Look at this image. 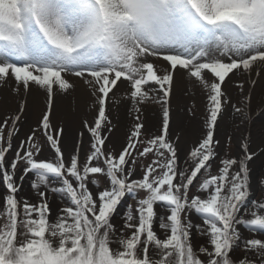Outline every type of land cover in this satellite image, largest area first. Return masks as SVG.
<instances>
[{
    "label": "snow or ice",
    "instance_id": "6c2138e0",
    "mask_svg": "<svg viewBox=\"0 0 264 264\" xmlns=\"http://www.w3.org/2000/svg\"><path fill=\"white\" fill-rule=\"evenodd\" d=\"M177 73L206 98L187 151L171 131ZM261 77L264 0H0V87L18 100L0 120V264H264L251 167L264 155L252 134ZM77 81L93 114L69 143L57 98ZM33 90L44 105L21 138ZM122 102L132 122L117 146L110 105ZM149 103L155 131L142 116ZM229 107L245 128L235 155L231 135L217 138ZM26 179L38 201L21 196ZM128 196L135 206L117 221Z\"/></svg>",
    "mask_w": 264,
    "mask_h": 264
},
{
    "label": "rangeland",
    "instance_id": "374dc122",
    "mask_svg": "<svg viewBox=\"0 0 264 264\" xmlns=\"http://www.w3.org/2000/svg\"><path fill=\"white\" fill-rule=\"evenodd\" d=\"M174 88H177V87H174ZM178 90L181 92L182 97H184V101L182 102V106H181V108H179L180 114L182 113L183 116L179 115L178 110L175 111L176 117H174V119L172 121L171 131L174 134L180 133L182 135V141H183L182 148L184 149V151H187L188 149H190L193 146V143L198 140V138L200 137V135L203 131V128H202V131L200 132L198 137L197 136L192 137L191 135L189 136L187 134V132L183 133L182 124H183V126L187 125L189 120H193L197 124H200V123H202V125L204 124V117L206 115V108H205V105H204V107H202V106L199 107L196 105L197 103L195 100V96L199 93L200 96L204 98L205 94L203 92H201L200 89L195 87L193 83H188L186 88H184V89L179 88ZM236 94H238V93H236ZM120 96H122L121 93H119V95H117V99H119ZM194 104H195V108H193ZM256 106H257V104H256L255 97H254V101H253L254 109L256 108ZM42 107L43 106L39 107L38 109H33L32 106H29V110L25 115L24 123L21 127V131H20L21 138H23L25 133H27L28 128L35 124V122L39 116V113L42 110ZM130 107H131L130 104H127L126 107L124 106V108L121 110V114H127L129 117V124H125V123L123 124L121 121L119 122V120H115L116 119L115 118L116 117L115 112L118 113L119 110L118 109L116 110L115 109L116 107H114V109H113V106L110 105L111 117L115 116L114 119L112 117L113 123L117 124V129L113 133L112 140H113V143L116 144L117 146H119V144L121 142H123L126 131L132 122V118L129 115ZM190 109L192 110V112L195 113L194 115L189 111ZM4 111L5 110H0V120H2L6 115L10 114V113H4ZM112 111H115V112L112 113ZM72 112L73 111H71V113ZM222 115H223V119L220 122V128L218 129L217 138H221L223 140L224 136L231 135L232 136V144L230 146V151H231V154L235 155V154H237V151L235 148H237V145H239V143H240V134L235 129L236 124H237V121H236L237 116L233 115L230 107L227 108ZM72 116L73 115H71V116L67 115L66 119L64 120V124L67 128V129L65 128V130L67 133H70V137H69L70 141L74 139L75 134H76L75 130L70 126L71 123H73L75 120V118ZM142 116H143V119H144V116H146V119H144V120H145L149 130L155 131L158 124H159V120H160L159 105L149 103L148 105L144 106ZM91 118L89 120H91ZM226 121L229 122L230 125L228 123L229 126H226L227 128H224V123ZM257 121L264 125V113H262L259 116V118H257ZM74 123L76 125H78L76 128L79 129L81 127V121L80 122L77 121ZM231 124H232V127H231ZM85 142H87V136H85ZM69 143H71V142H69ZM256 145H261L262 147H264V145H262L261 142L258 141V142H255V144L253 145V149H256ZM85 148H87V143H85ZM256 150H258V149H256ZM257 159H258V157L255 160H257ZM217 163H218V161H217ZM257 164H258V167L251 166L252 170H253V175L255 177V184H254V188H253L252 199H255L257 201H264V186H261L259 183L260 179L264 178V155H261L260 159H258V161H257ZM213 170H215V165L213 166ZM25 183H26L27 196H28L26 198H28L32 201H38V199H39L38 196L35 194V192L30 187V180L26 179L23 182V186L25 185ZM105 183H107V182H105ZM3 191H4V186L2 183H0V193H2ZM50 197H51V194H50ZM51 198L53 200L54 211L57 207H63V204H62V202L58 196L51 197ZM127 205L135 206V200L132 199L131 196H128L125 198V200L121 206V209H120L121 215L117 216V218H116L117 221H120L122 219V213L126 210ZM156 227L158 229V225H156ZM158 231H159V229H158ZM195 239L199 240L200 243H204V241L199 237H195Z\"/></svg>",
    "mask_w": 264,
    "mask_h": 264
},
{
    "label": "bare ground",
    "instance_id": "6f19581e",
    "mask_svg": "<svg viewBox=\"0 0 264 264\" xmlns=\"http://www.w3.org/2000/svg\"><path fill=\"white\" fill-rule=\"evenodd\" d=\"M240 79H246V78L245 77H235L234 81L240 80ZM76 83H77V86L74 90L70 91L67 94H61L57 98L58 120H62L64 122L67 115H69V116L73 115L72 117L75 118L74 122H77V121L80 122L83 119H90L92 117V114H93L91 111L92 100L89 97L88 90L82 82L77 81ZM188 83H192V82H190L182 73L176 74V76L174 78V87H177V88L179 87V88L184 89L187 87ZM245 87L246 88L248 87L247 83H245ZM177 88H173V94H172V99H171V107H172V111H173L172 112V121H173L174 117H176L175 111H177V110H178L179 115L183 116L182 113L180 114L179 108H181V106H182V102L184 101V97H182L181 92L178 90L179 88L178 89ZM261 91H264V77L257 78V85L255 87V94L259 95L261 93ZM228 92L232 96L234 101L236 99H238L239 90L235 87V82L229 84ZM119 93H121V95H122L123 90ZM119 93H117V95H119ZM236 93H238V94H236ZM29 99H30V106H32L33 109H38L39 107L44 105V95L42 92H37L36 90H33V93ZM195 100L197 103L196 105L199 107H201V106L204 107V105H206V98L201 97L199 93L195 96ZM17 103H18L17 97H15L11 93L10 88H8L7 86L0 87V110H5L4 113H10L11 114L16 110ZM127 104L128 103H126V102H122L120 104H112L113 109H114V107H116L115 109L119 110L118 113H116L115 111H112V113L115 112V115H116V117L112 116L113 119L115 117L116 118L115 120H119V122L121 121L123 124L124 123L129 124L128 115L127 114H121V110L124 108V106L126 107ZM71 111H73V112L71 113ZM257 118H259V117H257ZM257 118L255 119V123L252 126V134H253V139L255 140V142H258V141L261 142L262 140H264V132L261 131V127L264 125L259 123L257 121ZM144 119H146V116H144ZM236 121H237V124L235 123L236 124L235 129L237 132H239V134L241 136V134L243 132H245V128H244V126L238 127V125H240V118L238 116L236 118ZM74 122L71 123L70 126L77 133L78 128H76V127L78 125H76ZM228 123L229 122H227V121L224 123V128H227L226 126L230 125V123H229V125H228ZM232 124H231V127H232ZM182 127H183L182 128L183 133L187 132V134L189 136L191 135L192 137H195V136L198 137L200 132L202 131L203 125H202V123L197 124L195 121L189 120L187 125L183 126V124H182ZM75 136H76V134H75ZM67 137L69 139L70 133H67ZM69 142H72V140L70 141V139H69ZM112 142H113V140H112ZM235 149L237 152L239 151L238 145H237V148H235ZM256 149H254V150H256ZM260 157H261V155L258 156V159H260ZM255 159L253 160L251 166L258 167V164H257L258 159L257 160H255ZM20 194L22 197H28L27 196L26 183L23 186V188L21 189Z\"/></svg>",
    "mask_w": 264,
    "mask_h": 264
}]
</instances>
